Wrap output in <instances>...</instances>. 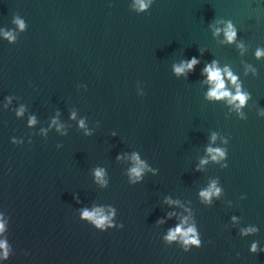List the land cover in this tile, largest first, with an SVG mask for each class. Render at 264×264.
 Returning a JSON list of instances; mask_svg holds the SVG:
<instances>
[{
	"label": "water",
	"instance_id": "water-1",
	"mask_svg": "<svg viewBox=\"0 0 264 264\" xmlns=\"http://www.w3.org/2000/svg\"><path fill=\"white\" fill-rule=\"evenodd\" d=\"M0 264H264V0H0Z\"/></svg>",
	"mask_w": 264,
	"mask_h": 264
}]
</instances>
